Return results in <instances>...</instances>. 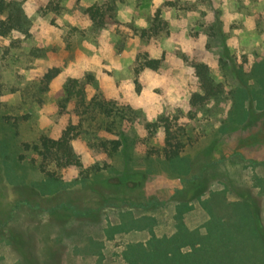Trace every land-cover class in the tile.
<instances>
[{
	"label": "rangeland",
	"instance_id": "rangeland-1",
	"mask_svg": "<svg viewBox=\"0 0 264 264\" xmlns=\"http://www.w3.org/2000/svg\"><path fill=\"white\" fill-rule=\"evenodd\" d=\"M149 2L137 0V5L143 10ZM36 4L41 17L54 13L47 23L59 29L58 38L50 34L52 38L47 39L41 34L39 24L30 31L35 17L31 21L26 19L16 0H0V14L8 15L11 9L19 14L17 30L23 35V39H12L9 32L3 36L9 38V43L4 45L0 41V232L3 234L0 264L18 263V253L6 239L10 230L18 231L26 239L30 252L40 263L132 264L123 255L126 247L137 243L147 245L152 239L172 249L178 245V254L197 260L202 256L203 236L210 232L217 238L214 246L223 252L215 260L217 264H239L232 237L227 238L231 235L227 233L232 232L231 225L228 222L230 229H221L226 218L237 211L240 214L245 203L250 214L257 213L264 233V4L251 0L250 7L244 8L238 0V10L250 16L254 23L251 32L245 30L239 62L226 41L232 36L231 29L243 28V22L229 25L226 34L216 12L213 23L205 26L198 22V29L190 28L188 32L193 41L200 31L207 34L203 51L195 48L189 60L187 54L178 50H163L159 67L147 68L163 75L172 66L169 56L178 57L193 67L200 88L198 71L222 88L220 93L195 106L191 105V98L198 93H193L186 121L177 123L184 113L176 109L171 121L184 125V140L187 139L180 152L184 158L177 166L167 165L156 154L162 140L157 130L153 134L146 131L145 113L134 107L135 97L143 87L140 77L145 68L138 74L135 71L140 67L141 56L149 57L146 46L150 43L158 46L171 35L167 22L159 19L160 10L157 9V18L149 29L125 25L131 29L129 33L116 19L114 0H91L89 4H109L113 8L105 14L103 26L83 25L85 16L90 18L89 6L82 7L81 0H73L71 8L65 7L64 0H36ZM65 11L77 21L76 25L68 21L56 24V17ZM112 25L116 27L108 43L113 56L126 66L134 96L123 91L111 95L103 79V75L114 77L119 89L125 79L123 73L101 69V75L77 63L82 56H92L85 42L99 49L100 30ZM133 37L139 38L137 43H133ZM133 48L136 52L131 58ZM211 63L216 64L219 75L209 67ZM50 68H57L58 74L44 87L41 77ZM68 79H76L82 85L86 101L97 97L117 105L126 104L136 117L120 123L121 145L109 156L98 146V141L100 137L115 135L100 131L98 123L89 122V115H84L82 130L71 141L81 165L62 170L61 180L54 183L48 182L31 164L28 152L21 145L35 141L40 134L57 137L68 124L82 118L85 107L76 108L73 98L64 100L63 88ZM155 91L159 93L161 89ZM95 166L100 168L97 172L92 169ZM185 166L191 168L188 174H183ZM202 169L208 178L205 193L182 203L187 196L184 190L189 187L187 179L200 174ZM86 171L88 178L74 180ZM136 172H140L142 179L130 177ZM127 210L138 219L136 226L123 222L125 217L120 213ZM236 214L232 220L241 229L243 222L238 224L237 220L245 218ZM258 264H264V260Z\"/></svg>",
	"mask_w": 264,
	"mask_h": 264
},
{
	"label": "trees",
	"instance_id": "trees-1",
	"mask_svg": "<svg viewBox=\"0 0 264 264\" xmlns=\"http://www.w3.org/2000/svg\"><path fill=\"white\" fill-rule=\"evenodd\" d=\"M113 9L109 4H103L102 6L92 5L87 8V13L96 26H103L105 24V14ZM112 17V16H110ZM19 14L13 9H11L7 15V20L0 21V35L6 36L11 28H18L20 24ZM160 65L159 59H150L146 54L142 55L140 58V67L136 69V74L143 68L157 69ZM58 74L57 68L48 69L41 77V82L44 87ZM198 77L203 88L204 95L194 94L191 98V105L195 106L205 102L210 97L221 92L222 88L220 84H213L202 72L198 71ZM134 83L138 87V80L135 79ZM64 100L68 101L72 98L78 105L76 108L85 107L86 110L81 111L83 113L82 118L77 120L76 123L68 124L57 137H51L46 134H40L37 139L31 143H22L21 149L27 151L29 154V161L31 164L46 178L49 179L48 182H54L61 180L62 170L70 169L71 167H79L80 161L76 156L71 141L77 135L78 132L82 130L83 127V117L84 115H89V122H96L99 125L100 131L106 134L115 135L113 138L100 137L98 141V146L106 152L109 156L115 153L121 145L123 138L122 132L119 130L120 123L123 120L131 119L136 117L132 114L134 111L129 105H117L112 100L91 97L89 101L85 99V91L82 85L76 79H68L64 83ZM245 90V89H244ZM243 93V90L241 91ZM246 92V91H245ZM63 106V104H62ZM76 112H79L76 110ZM142 118H139L141 122ZM8 121V120H7ZM162 125L164 127V136L161 139L162 144L156 149V154L164 158L165 162L169 166H177L180 160H183V156L180 152L186 145V140H184V125L173 124L169 120L167 115H162L157 118L156 122H145L144 126L148 133L153 134L157 128ZM176 125V127H174ZM118 136V137H117ZM23 157V154H20ZM191 166V164H190ZM190 166H185L183 174H188L190 172ZM96 172L100 169L98 166L92 168ZM80 173L82 171L80 170ZM140 172L130 175L134 178L142 179ZM80 175V174H79ZM205 173L203 169L200 174H192L188 179L189 185L187 184V189L184 190V196L187 194L182 203H187V201L193 198H199L206 191L207 180L205 178ZM88 178L87 171L84 175H80L77 179ZM207 200H204V203ZM236 205V204H233ZM210 207V205H209ZM242 212L236 214L239 211L233 213L228 219L226 218V224L221 226V229H230L228 227V222L231 225L232 232L227 233V238L234 242L235 258L239 259V264H258L264 260V233L260 224V220L256 212H251L248 209V205L243 203ZM220 211V210H218ZM219 217L220 214L216 213ZM234 214L236 217L242 215L245 218L244 221L240 218L237 223L243 222L242 228L238 229L234 225ZM75 215H79L75 213ZM120 216H124L123 222H127L129 225L136 226L138 219L132 216V212L127 210L121 212ZM218 220L220 218H217ZM231 220V221H230ZM236 220V219H235ZM219 222H224L220 221ZM247 231V232H246ZM246 232V237H242L243 233ZM0 235L3 234L0 232ZM204 246L202 250V256L197 259H189L186 254H178V245L173 249L168 248L164 245H160V241L152 239L147 242V245L140 243L131 244L126 247L123 252L125 258L132 264H217L216 259H219V255H223L221 249L214 246L216 237H212L210 232L203 236ZM245 238L247 240H245ZM6 239L10 242L11 246L18 253V263L16 264H50L49 262L40 263V261L30 252L28 248V242L24 237H21L18 231L10 230ZM201 241V240H200ZM93 244V242H92ZM98 244V243H97ZM100 244V243H99ZM205 248V249H204ZM240 252H243L240 255ZM234 258V259H235ZM170 262V263H169Z\"/></svg>",
	"mask_w": 264,
	"mask_h": 264
},
{
	"label": "clouds",
	"instance_id": "clouds-1",
	"mask_svg": "<svg viewBox=\"0 0 264 264\" xmlns=\"http://www.w3.org/2000/svg\"><path fill=\"white\" fill-rule=\"evenodd\" d=\"M72 2L73 0H71V3H69V0H64L65 7L71 8ZM241 2L244 8H249L251 5V0H241ZM16 3L26 19L31 21L35 17L33 28L30 31H34L36 24H39L41 25V34L47 39L52 38L50 34H56L58 38L59 29L47 23L54 13H49L47 17H41L36 10V0H22V2L16 0ZM90 3L91 0H81L82 7H88ZM114 3L116 5V19L121 22V28L129 33H131V29L125 28V25L134 24L137 29H149L151 22L157 18V9L160 10L159 19L167 22L171 35L164 38L158 46L151 43L146 46L150 59H159L163 50L169 52L178 50L187 54L189 60H191L195 48H199L201 51L204 50V44L208 40V36L205 32L200 31L196 40L193 41L192 37L188 35L189 29H198V22L203 23L205 26L213 23L215 13L219 12V19L223 26L222 31L226 34L230 31L229 25L243 22V28L231 29L232 36L226 41L229 50L235 54L237 62H239L242 52L241 45L246 40L245 30L251 32L254 28L252 18L246 16L243 11L238 10V0H211L210 5L208 0H150L148 7L143 10L137 5V0H126V3H121V0H114ZM257 4H264V0H257ZM193 5L195 7H192ZM6 20L7 13L0 14V21L6 22ZM64 21H68L71 25L77 24V21L67 11L56 17L57 25H62ZM91 23L92 21L85 16L83 25L88 26ZM115 27V25H112L100 30L99 49L85 42V46L92 52V56L90 58L82 56L77 63L81 68L94 69L98 73L101 69L123 73L125 79L121 81L119 89L115 86L114 77L100 74L103 75L107 87L111 90V95L115 96L117 92L123 91L128 96H134V85L130 75L126 72V66L121 63L120 59L113 56V49L108 43L112 38ZM16 37L23 39V35L16 28H11L10 38L14 39ZM237 37H240V39H237ZM138 40V37H133V43H137ZM0 41L7 45L9 38L0 36ZM135 52L136 49L133 48L129 54L131 58L135 57ZM103 60L108 62L106 64L102 63ZM169 60L173 62L168 73L159 75L145 68L140 77L143 87L140 95L135 97L134 107L144 111L148 122H156L160 115H168L169 120H171L177 108L184 113L177 123L186 121L187 112L191 107L189 100L192 94L204 95L203 89L197 84L198 78L193 75V67L190 64H185L178 57L169 56ZM209 67L214 70L216 75H219L215 63L209 64ZM156 89H161V92L158 93L155 91ZM208 106L210 107L211 104ZM198 115H202V113ZM157 136L161 139L164 136L162 125L157 128Z\"/></svg>",
	"mask_w": 264,
	"mask_h": 264
}]
</instances>
